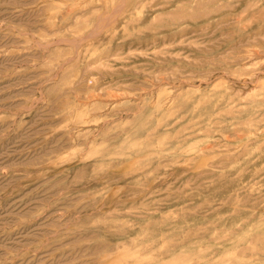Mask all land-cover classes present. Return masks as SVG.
<instances>
[{
  "label": "rangeland",
  "instance_id": "obj_1",
  "mask_svg": "<svg viewBox=\"0 0 264 264\" xmlns=\"http://www.w3.org/2000/svg\"><path fill=\"white\" fill-rule=\"evenodd\" d=\"M0 264H264V0H0Z\"/></svg>",
  "mask_w": 264,
  "mask_h": 264
}]
</instances>
